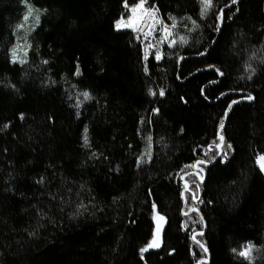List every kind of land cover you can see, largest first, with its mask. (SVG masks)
<instances>
[{
    "label": "trees",
    "instance_id": "obj_1",
    "mask_svg": "<svg viewBox=\"0 0 264 264\" xmlns=\"http://www.w3.org/2000/svg\"><path fill=\"white\" fill-rule=\"evenodd\" d=\"M23 1L0 0V264H264V0H145L172 25L160 60L115 28L139 0H28L21 64Z\"/></svg>",
    "mask_w": 264,
    "mask_h": 264
},
{
    "label": "rangeland",
    "instance_id": "obj_2",
    "mask_svg": "<svg viewBox=\"0 0 264 264\" xmlns=\"http://www.w3.org/2000/svg\"><path fill=\"white\" fill-rule=\"evenodd\" d=\"M138 3H140V0L136 4H138ZM23 4H24L23 14H22L21 18L15 23V25L13 27L14 38H13V42L11 43L9 52H10V59H11V50L13 48H16L17 55L20 58L24 59L25 62H27L28 54H29V51H30L31 45H32L31 35L34 32V30L36 29V27L39 25L41 17H42L43 12H44V9L39 7V6L34 5L31 1H28V0H24ZM135 5H133V6L126 5L127 15L121 17L118 21H121L124 24H129V23H132V21L129 18L132 17L133 15H143L142 21L136 22L134 27H121V28H117L116 23H115V28L117 30L130 29V30L136 32L137 35L141 38V40L143 42L144 57L148 58L150 56H153L155 60H160L161 56H162V54H161L162 47L165 46L166 44L170 45V44L174 43V41H175L174 37H173L172 25H168V24L162 22L160 17L157 14L156 9H154V8L152 9V8L147 7V5L145 4V0H144V8L148 9L149 11H152V13H153L152 16L149 17L146 14H141L139 9L137 10V13L134 14L132 12V8ZM30 8H31V15L29 16V18L27 20H25L24 16L29 13ZM37 15H39V17H40L39 23L36 22V16ZM19 25H23V27H18ZM165 29H167V31H165ZM157 55H159V57H160L159 59H157ZM17 62L19 63V61H17ZM146 151L148 154L151 153V149H146ZM262 156H264V155H262ZM259 157H261V156H259ZM258 158L256 159V164L264 175V170L261 169L260 163L258 162ZM195 200H197V198ZM189 208H191V207H189ZM191 211H194V210H191ZM194 223H197V221H195ZM156 229H157V227H156ZM197 229H199V228H197ZM155 232H156V235H154L153 238L143 247L145 249V251L150 250V249H157L160 247V246L157 248H148L147 247V245L150 244L155 237H157V230ZM200 232H201V230H195L192 233L193 238L195 239V235H197ZM159 244L161 245L160 237H159ZM248 244L249 243L244 244L238 250L239 256H241L240 252L244 248H246L248 246ZM251 245H252V249L250 252V258H246L244 256H241L242 258L248 259V260L253 259L255 251H256V247L253 244H251ZM202 258H200L201 261H203ZM197 264H198V262H197ZM199 264H201V262Z\"/></svg>",
    "mask_w": 264,
    "mask_h": 264
},
{
    "label": "snow or ice",
    "instance_id": "obj_3",
    "mask_svg": "<svg viewBox=\"0 0 264 264\" xmlns=\"http://www.w3.org/2000/svg\"><path fill=\"white\" fill-rule=\"evenodd\" d=\"M211 3H212V0H203V8H202V11H201V15H205V14H206V11H207L208 7L211 5ZM233 3H235V0H233ZM138 9L140 10V13H141V14H146V15L149 16V17L152 16V14H153L152 11H149L148 9H145V8H144V0H140V3L136 4V5L132 8V12L135 14V13H137V10H138ZM30 15H31V8H30V10H29V13L26 14V15L24 16V19L27 20V19L29 18ZM219 18L222 19V17H219ZM39 19H40V17H39V15H37V16H36V22H37V23H39ZM129 19L132 21V23L124 24V23H122L121 21H117V22H116V27H117V28H121V27H134L135 24H136V22H138V21H142V19H143V15H133V16L130 17ZM194 23H195V22H194ZM18 27H23V25H19ZM165 31H167V29H165ZM159 58H160L159 55H157V59H159ZM11 60H12L13 63H16L17 61H19V63H21V64L25 63V60L22 59V58H20V57L17 55V50H16V48H13V49L11 50ZM45 63H47V61H45ZM145 71H147V69H145ZM217 71H219V70H217ZM221 74H222V73H221ZM150 91H151V90H150ZM84 95H85V97H88L89 94H88L87 92H85ZM160 95H164L163 90L160 91ZM221 95H223V93H222ZM246 98L249 99V100L253 99V97H252L251 95H248ZM233 103H235V101H233ZM154 111H157V110H154ZM5 127H7V125H5ZM220 127H221V128L224 127V121H223V119L220 121ZM148 139H149V142H150V141H151V137H149ZM220 140H221V141L224 140V137H223L222 135L220 136ZM85 142L87 143V137H85ZM227 146H228L229 148L231 147L230 144L227 145ZM218 147H219V145H218ZM141 159H142V157L138 158V164L140 163V160H141ZM150 159H151V154L149 153V160H150ZM206 162H207V161H203V162H201V161H197V164H200V163H206ZM258 162L260 163L261 169L264 170V156L259 157V158H258ZM201 179H203V177H201ZM185 186L187 187V182H186ZM197 187H198V185H197ZM193 199H196V197L193 196ZM153 206L155 207V205H153ZM40 211H41V214H42V215H46V213H44L42 210H40ZM196 211H198V210H196ZM159 220H161V221L164 220V217H163V216H160V217H159ZM157 233H159V229L157 230ZM29 235H35V233H34V232H33V233H29ZM159 246H160V244H159V236H158V234H157V237H155V238L152 240V242H151L150 244L147 245V247H148V248H157V247H159ZM251 249H252V245H251V242H249L248 246H247L246 248H244V249L240 252V255H241V256H244V257H246V258H250V252H251ZM144 251H145V249L142 248V249H141V254H143ZM205 251H206V249H205ZM233 251H236V250L233 249Z\"/></svg>",
    "mask_w": 264,
    "mask_h": 264
},
{
    "label": "water",
    "instance_id": "obj_4",
    "mask_svg": "<svg viewBox=\"0 0 264 264\" xmlns=\"http://www.w3.org/2000/svg\"><path fill=\"white\" fill-rule=\"evenodd\" d=\"M221 17H222V13H221ZM220 23H222V19H221V22H220ZM220 25H221V24H220ZM244 99L247 100V101L249 100V99H247V98H244ZM239 100H240V99H238V100H236V101L238 102ZM251 100H252V99H251ZM228 108H229V107H228ZM228 108H227V110H226V116H227L228 111H229ZM224 125H225V124H224ZM219 136H221V134H219ZM222 143H223V141L220 140V142L217 144V148H218V150H219V153H218V155L214 158V160H213L212 162H206V163H202V164H205L206 166H209V165L213 164L215 161H217V159L220 157L221 152H222V151H221ZM218 145H219V147H218ZM197 161H201V162H203V160H197ZM197 161H195V162L193 163V169H192V170L187 171V172H185V173H183V174L181 175V179H182V181H183V183H184V187H183V189H182L183 208H184V206H185V204H186L185 191H186V190H189V182L185 179V176H187V175L193 173V174H196V175L199 177L200 181H203V179H204L205 171H204V169H203L200 165L197 164ZM201 177H203V179H201ZM186 182H187V187L185 186ZM191 210L196 211V210H198V208H196V207H191V208H189L186 212H183V213H184V214H188ZM196 212H199V210L196 211ZM159 217H160V215H156V216H155V222H156L157 230L159 229V233H157L158 236H160V233H161L163 227H164L165 224H166V220L164 219V220L161 221V220H159ZM186 228H188V226H187ZM204 230H205V224H204V228H203V230L201 231V233H203ZM192 237H193V235H192ZM202 259L205 260V261H208V260H209L208 257H206V258H202ZM200 262H201V259L198 261V264H199Z\"/></svg>",
    "mask_w": 264,
    "mask_h": 264
},
{
    "label": "flooded vegetation",
    "instance_id": "obj_5",
    "mask_svg": "<svg viewBox=\"0 0 264 264\" xmlns=\"http://www.w3.org/2000/svg\"><path fill=\"white\" fill-rule=\"evenodd\" d=\"M189 190L191 191L192 189L189 188ZM192 192V191H191Z\"/></svg>",
    "mask_w": 264,
    "mask_h": 264
},
{
    "label": "crops",
    "instance_id": "obj_6",
    "mask_svg": "<svg viewBox=\"0 0 264 264\" xmlns=\"http://www.w3.org/2000/svg\"><path fill=\"white\" fill-rule=\"evenodd\" d=\"M190 188V187H189ZM194 192H192V195H193Z\"/></svg>",
    "mask_w": 264,
    "mask_h": 264
}]
</instances>
